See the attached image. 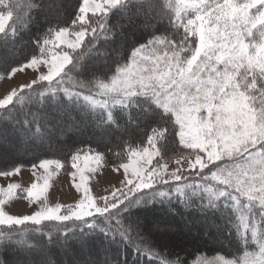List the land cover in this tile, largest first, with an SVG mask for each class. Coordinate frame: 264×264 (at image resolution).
Listing matches in <instances>:
<instances>
[{"label": "rangeland", "instance_id": "1", "mask_svg": "<svg viewBox=\"0 0 264 264\" xmlns=\"http://www.w3.org/2000/svg\"><path fill=\"white\" fill-rule=\"evenodd\" d=\"M123 1L82 0L79 26L57 31L46 43L51 52L46 58H32L0 75V111L20 102L19 95L27 94L25 90L33 84L55 82L70 64V53L84 40L87 15L106 13ZM218 1L164 0L172 10V23H183L182 31H189L182 43L173 46L170 39L154 36L133 48L128 60L107 81L97 83V94L104 98L115 93L122 97L143 95L171 114L185 156L156 163L155 140L149 139L144 148L133 150L117 165H106L101 153L89 147L72 149L74 153L64 161L19 164L0 172V229L15 230L47 221H89L152 184L195 173L200 180L217 184L227 196L261 209L258 217L264 215V95L253 94L257 86L264 94V0H222L216 4ZM8 24L9 15L0 13V33ZM221 44H226L229 52L218 59ZM24 124L16 121L9 131H0L1 169L8 170L7 165L24 159L17 151L18 143L37 133L35 127L27 135L23 132L22 137H15ZM45 128H54L61 137L60 130L66 125L59 120ZM21 233L14 246L27 244ZM261 256V249L239 258L200 254L190 264H258Z\"/></svg>", "mask_w": 264, "mask_h": 264}, {"label": "trees", "instance_id": "2", "mask_svg": "<svg viewBox=\"0 0 264 264\" xmlns=\"http://www.w3.org/2000/svg\"><path fill=\"white\" fill-rule=\"evenodd\" d=\"M81 2L0 0V13L9 15V24L0 33V75L32 58H46L51 53L46 43L57 31L79 26ZM169 12L164 0H125L106 13L88 14L84 40L70 53V64L55 82L33 84L25 90L27 94L19 95L20 102L0 111L1 132L9 131L16 121L25 124L15 137L37 128L31 139L18 143L17 151L24 159L0 172L37 160L64 161L76 147L96 150L106 165H117L133 150L144 148L149 139L155 140L156 163L185 156L171 114L150 98L97 94V83L107 81L137 45L154 36L170 39L173 46L182 43L189 31H182L183 23H172ZM196 17L201 19V15ZM253 94L263 96L261 86ZM59 120L66 125L60 130L61 137L54 128H45ZM195 175L152 184L89 221L2 228L0 233L7 237L0 236V250L14 246L21 232L27 242L22 248L47 243L49 237L55 242L66 240V244L58 243L65 264H190L200 254L239 258L264 247V215L258 217L261 209L227 196L217 184Z\"/></svg>", "mask_w": 264, "mask_h": 264}, {"label": "snow or ice", "instance_id": "3", "mask_svg": "<svg viewBox=\"0 0 264 264\" xmlns=\"http://www.w3.org/2000/svg\"><path fill=\"white\" fill-rule=\"evenodd\" d=\"M222 38L226 40L227 33H224ZM220 48L222 49V53L218 59H222L229 52L226 44H221ZM213 176L215 177L216 173H213ZM221 182L228 183L227 180H222ZM261 192L264 193V189H261ZM261 202L262 206H264V196L261 197ZM83 235H90V233ZM58 243L62 245L66 244L67 241L55 242L49 237L47 243L39 246L28 245L26 248L12 245L3 246L2 250H0V264H65L64 256L61 254L62 249L58 247ZM137 251L136 249L133 255ZM261 252L264 253V247L261 248ZM154 253L155 251L153 250L150 252L151 255ZM162 264H167V261H163ZM177 264H179V261ZM225 264H233V262L228 261ZM258 264H264V256L258 258Z\"/></svg>", "mask_w": 264, "mask_h": 264}]
</instances>
